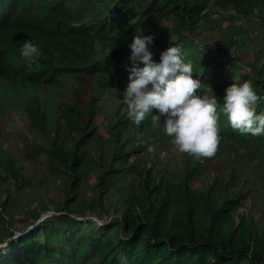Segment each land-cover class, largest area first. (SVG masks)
Instances as JSON below:
<instances>
[{
	"label": "trees",
	"instance_id": "trees-1",
	"mask_svg": "<svg viewBox=\"0 0 264 264\" xmlns=\"http://www.w3.org/2000/svg\"><path fill=\"white\" fill-rule=\"evenodd\" d=\"M94 3L0 0V81H8L12 90L18 91L19 87L56 85L65 76L83 75L93 87L125 88L128 70L121 64L130 53L128 43L139 32L153 36L151 49L157 61L163 49L179 45L185 59L193 64V77L204 84L197 91L211 94L209 85L222 102L224 89L231 83L226 73L229 67H224L227 61L218 56L220 49L216 45L203 52L200 43L209 41L198 42L194 35L199 29H217L221 22L228 21L225 41L228 55L231 46L238 47L235 36L244 34L247 41L256 39V35H251L253 26L249 30L231 23L235 15L223 12L230 8L240 11L250 25H260L264 38V0H104L97 12L92 7ZM142 18L151 22L145 27L140 23ZM141 27L145 28L144 33L140 32ZM30 38L43 53L39 62L31 66L19 54L23 40ZM97 40L109 50L107 57L93 55ZM253 54L252 60L245 61L247 65L237 68L234 62L231 66L237 68V81L252 80L257 92L264 95L263 51ZM88 94V107L83 109L77 100H69L58 105L54 116L50 112L32 111L31 106L27 108L33 125L60 137L52 140L46 153L49 168L62 176L70 197L38 223L34 222L41 211L36 207L29 209L21 220L25 226L28 223L34 226L0 247V264H264V235L243 213L237 223L233 219V213L247 195L237 181L241 175L237 163L243 167L253 160V149L264 147V135L239 133L222 112L219 135L230 141L226 146L234 157L226 179L217 176L205 191L192 190V181L201 170L223 153L219 142L212 156L186 154L176 185L164 178L156 181L159 170H152L145 163L136 168V160L146 153L143 139L139 138L152 137L160 129L152 118L158 110L153 109L139 125L127 115L116 113L107 124L109 147L105 152L98 151L95 167L98 182L112 183L133 171L140 192L133 194V183L119 185L127 197L114 207V213L118 214L101 223L86 216L102 203V194L73 210L69 203L79 200L75 190L85 175L83 158L94 160L91 154H85L86 138L96 128L87 114L93 119L98 98L94 88ZM262 110L264 101L257 105V111ZM45 122L47 127L43 125ZM61 128L63 132L59 135ZM41 148L35 147L34 152L39 154ZM133 156L137 157L134 161ZM257 158L259 165L264 162V154ZM7 203L8 199L0 205L3 230L7 221L2 214L7 212ZM74 212L86 218L77 219ZM7 234L12 235V230L4 233L0 230V241Z\"/></svg>",
	"mask_w": 264,
	"mask_h": 264
},
{
	"label": "rangeland",
	"instance_id": "rangeland-1",
	"mask_svg": "<svg viewBox=\"0 0 264 264\" xmlns=\"http://www.w3.org/2000/svg\"><path fill=\"white\" fill-rule=\"evenodd\" d=\"M90 1H95L92 7L96 12L99 11V7L104 2V0ZM223 12L228 15H235V18L230 20L231 23H237L245 29L253 26L254 30L251 31V35H256V39L247 41L244 34L239 35V37L235 36L238 47L231 46L229 49L231 55H228L225 46L229 27L228 21L221 22L220 27L217 29H199L198 33L194 35V39L198 42L209 41L208 43H200L199 47L203 52L210 46L214 47L215 45L220 49L218 56L227 61L224 67H229L226 73L232 83L233 80L237 81L239 79L236 72L237 68L247 65L245 61L252 60L253 53L261 50L264 56V38H261L263 29H260V25L257 24L251 23L250 25L243 18L244 16L241 15L240 11L229 8L223 10ZM147 19L142 18L140 23L145 26L151 22ZM144 29V27L141 28V31H144ZM241 41L245 43L244 46H241ZM94 45L93 55L107 57L109 54L108 49L101 46L98 40ZM234 62L237 64V68L231 66ZM92 88L95 89L98 98L94 106L96 113L93 119L90 118L91 114H87V117H89V120H93L96 128L86 138L85 154H91L94 160L83 158L85 175L80 179L78 188L75 190V195L79 200H71L70 207L73 210L78 209L79 205L90 203L93 196L102 194V203L91 209L86 216L101 223L108 221L113 214H118L114 213V207L121 205L127 197V193H123L118 188L119 185L128 186L133 183V194L140 192L136 180L137 176L133 171L107 184L99 183L95 172L98 151L102 149L105 152L109 147L107 140L109 119L114 118L116 113L126 115L127 108L122 99V92L125 88L93 87L92 82L83 75L77 77L65 76L56 85L50 83L41 84L39 87L31 85L26 88L19 87L18 91L12 90L8 81H0V205L8 199L6 211L10 213V215L7 212L2 214L5 216L7 224L6 230H3L4 228L0 223V230L3 233L12 230L13 233L12 235H3L0 247L23 235L34 226L33 223H28L25 226L21 220L29 213L27 212L29 209L36 207L41 211L39 218L34 222L38 223L44 216L54 213L58 203L70 197L64 189L62 176L49 168L48 154L46 153L52 140L55 138L60 140V137L53 132H46L41 127L33 125L34 120L29 117V113L26 111L27 108L31 106L32 111L50 112L54 116L58 112L60 103L75 99L84 109L89 106L88 93ZM162 124L163 117L160 121L155 122V125L158 128L160 127L155 135L139 138V140L143 139L142 145H144L146 153L139 161L136 156H133L131 160L137 159L136 168H140L145 163L150 169L159 170L155 175L156 181L164 178V181L169 180L171 184L176 185L179 182L180 165L184 156L187 154L193 157L195 154L181 152L172 143L171 137L164 133ZM43 125L47 127L46 122ZM62 132L63 128L60 129L59 135H62ZM220 137L223 153L212 159L209 166L201 170L200 174L192 181L194 192L205 191L217 176L226 179L227 168L234 157L227 150L226 145L229 146L230 141L224 136ZM66 141H68V138ZM39 146H42V148L38 154L34 152V148ZM253 150V160L245 163L243 167L237 163L241 174L237 181L240 185H243V190L247 191V195L241 206L233 213V219L237 223L241 213H243L248 220L253 221L257 226L259 234L264 235V162L259 165L257 158V156L264 154V147L260 146L259 149ZM73 192V190L70 191L71 194ZM236 192L237 189L234 190V194ZM45 205L46 208H44ZM74 216L77 219L86 218L78 212H74Z\"/></svg>",
	"mask_w": 264,
	"mask_h": 264
},
{
	"label": "clouds",
	"instance_id": "clouds-1",
	"mask_svg": "<svg viewBox=\"0 0 264 264\" xmlns=\"http://www.w3.org/2000/svg\"><path fill=\"white\" fill-rule=\"evenodd\" d=\"M153 42L152 35L138 32L127 45L130 53L123 66L128 70V79L122 99L133 123L139 125L156 109L152 118L160 121L163 117V131L172 143L181 152L200 156H212L217 150L221 112L239 133L264 135V110L257 111L264 95L257 92L252 80H233L224 89L220 102L209 85L211 94L197 91L204 84L193 77V64L185 59L179 45L163 49L157 61L151 49ZM19 54L31 66L39 62L43 53L30 38L23 40Z\"/></svg>",
	"mask_w": 264,
	"mask_h": 264
}]
</instances>
